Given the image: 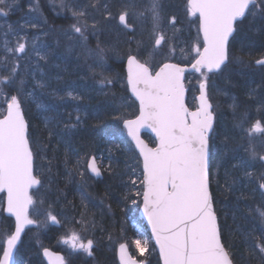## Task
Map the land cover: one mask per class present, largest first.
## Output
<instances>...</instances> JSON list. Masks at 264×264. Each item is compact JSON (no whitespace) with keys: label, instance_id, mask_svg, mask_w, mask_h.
<instances>
[{"label":"snow or ice","instance_id":"6c2138e0","mask_svg":"<svg viewBox=\"0 0 264 264\" xmlns=\"http://www.w3.org/2000/svg\"><path fill=\"white\" fill-rule=\"evenodd\" d=\"M60 3L61 9L70 11L75 19L69 30L62 33L70 42L68 51L79 49L82 56L93 60L89 67L101 69L99 83L102 89L111 85L113 80L104 74L106 57L108 53L119 57L120 52L112 45L101 46L99 37L105 25H110L113 21L117 22L118 30L135 37L137 28L132 21L134 13L128 10L130 5L122 3L121 10L114 15L108 0L91 3L73 0L72 4L60 0ZM15 4L16 0H0V15L8 16ZM89 8L99 14V19L91 16L89 20ZM187 11L198 17L203 37L202 42L195 46L191 62V69L200 73L201 77L197 89L199 102L193 110L185 103V68L176 63L165 62L170 56H174L175 45L166 39L161 0H152L148 10L151 29L147 40L142 38L125 42L128 45L133 42L136 44L135 50L129 47L126 63L127 85L139 101V115L134 120L124 121L127 134L135 141L143 161L140 178L142 187L135 194L142 196L143 213L151 225L152 236L159 246L163 264H237L238 261L243 264L248 259L245 251L264 264V173L255 178L259 181L258 189L252 190L259 191L262 204L254 210L250 209L259 218V227L246 230L243 242L245 251H240L239 255L223 241L211 190L214 179L217 187H220L219 166L215 175L212 172L216 123L212 93L220 91L215 84V77L222 76L231 63L229 44L238 29V22L242 23L257 15L264 16V0H188ZM176 22L175 17L168 21L173 29ZM29 27L36 29L40 25L29 22ZM16 35L19 36V33ZM90 38H96L95 48L89 45ZM20 39L23 40V37ZM5 51L7 55L0 61V97L5 98V106L0 108V193L6 196V201L0 198V221L5 222L0 234V264H17L15 257L19 254L26 229L31 230L29 226L33 225L38 229L49 227V221L52 225L68 228L63 242L70 246L71 251L83 252L91 257L95 241L82 233L87 234L90 227L94 228V222L89 225L84 213L80 214V220L72 217L61 222L58 215L51 212V205L43 212L40 209L46 203L38 195L44 188V181L35 174L38 167L36 160L40 153L35 152L31 146L29 124L25 120L23 109V97L33 95L26 90L24 79V75L29 74L30 66H22L20 61L31 54L46 61L49 52L43 45L38 47L35 41L31 43L30 51L27 41H18L15 47H9L5 42ZM157 55L163 59L154 66L153 61ZM254 62L264 68V58ZM32 75L35 78L34 73ZM35 86L43 89L47 84L43 80H37ZM5 88L14 94L9 96ZM254 93L255 90L249 95ZM37 107L43 106L37 104ZM76 119L79 123V116ZM49 123V118L45 117V127ZM56 123L59 124L58 121ZM75 126L64 125L66 129ZM97 127H103L102 122ZM145 127L155 133L157 142L153 147H149L140 138V130ZM237 127L248 137L249 143L245 151L249 158L258 159L264 166V153L258 152L253 143L257 139L264 140V124L257 120L249 128H244L242 122ZM52 134L49 131V137ZM98 159L102 161L103 156H85L83 165L78 159L77 174L83 177L84 172L80 171L83 166L92 175L100 177L102 169L97 166ZM248 167V160L245 159L233 165V168L243 171L244 176L251 179L253 174L248 171ZM48 171L51 172L50 167ZM67 175L71 178L72 173L68 172ZM229 175L228 172L225 173L224 191L232 190V185L228 182ZM130 183L135 185L136 180L130 179ZM31 189H35V192L30 193ZM130 193L131 189L125 200L130 199L132 204H136L137 201ZM41 215L44 216L43 221L39 220ZM135 248L143 256L148 250V241L135 240ZM44 254L49 255L47 250ZM59 264H64L62 258L59 259ZM120 264L145 262L134 259L128 254L127 245L121 244Z\"/></svg>","mask_w":264,"mask_h":264},{"label":"trees","instance_id":"16d2710c","mask_svg":"<svg viewBox=\"0 0 264 264\" xmlns=\"http://www.w3.org/2000/svg\"><path fill=\"white\" fill-rule=\"evenodd\" d=\"M52 38V34L49 39L42 38V45L45 47V42L48 40V43H51ZM63 44L66 50L59 55L54 71L53 67L50 69L43 67L42 61L38 59L37 67L35 66L36 76L38 80H43L47 84L45 88L36 93L43 104L42 113L34 114L33 112L31 117L30 111L28 112L23 104L24 116L29 124L31 146L35 152H41L44 156L42 162L40 157L37 158L38 167L35 169V174L44 181V188L38 194L40 199L46 201L40 206L42 211L50 205L43 193L46 196L45 187L51 179L49 188L53 191L54 202L50 209L51 212L57 214L61 222L68 218V215L80 220V214L84 213L89 225L94 222L95 227H90L89 232L82 233V235L93 239L95 246L91 257L83 252L66 251L60 244V240L66 237L65 232L69 231L66 229L57 234L53 243L46 242L45 247L63 253L66 264H79V260L80 264H117L115 248L119 243H126L131 255L137 260L144 261L145 264H159L150 237L137 215L141 196L135 193L142 187L140 184L141 163L121 126L124 119L132 118L137 114L135 105L129 100L130 104L134 105L133 112L119 113L121 98L129 99L124 84L122 87H117L113 83L112 86L102 89L99 83L101 69H93L85 64L79 49L69 52L67 40L64 39ZM46 49L49 52V61L53 56V44H49ZM229 54L231 63L222 76L215 77V83L223 86V91L233 98L231 101L234 104L241 102L243 107L244 103L248 112L251 111L249 110L251 106L257 109L255 112L257 115L247 116L245 120L247 126L257 120L264 124V107H262L264 105V68L253 66V62L264 55V16L249 17L242 23H238V29L229 44ZM107 55L109 57L110 53ZM110 60H112L110 57L106 59L104 74L110 78L117 73L121 77V82L124 83L123 60L119 63ZM112 67L116 69L111 71ZM195 79L196 77L190 78V97L196 91L193 83ZM227 82L228 85H226ZM60 87H70L76 97L67 99L68 97L60 95L54 98L53 89H60ZM253 90L255 93L250 96L249 93ZM214 97L212 93V102L216 112L212 172L215 175L217 166H219L220 187H217L214 179L211 190L214 194V207L219 217L223 241L226 245L228 243L232 246V250L239 255L240 251H245V247L238 249V244L241 245V238L245 239L246 230L259 227L257 222L250 220L251 216L255 215L254 211L250 212V209L254 210L259 205L257 201L262 204L259 191L252 190L258 189L259 181L255 178L264 173V166L259 162H252L247 152L243 155V148L246 149L248 144L243 141L244 133L241 128L237 127L238 123H245L243 118L239 120L237 117L241 109L233 115L227 114L225 106L223 108L221 103L222 111L218 108ZM251 98L255 99L254 104L256 105L251 104ZM188 104L192 105V102ZM60 108H64L65 112L61 113ZM237 110L236 108L235 112ZM222 114H225L227 119H221ZM77 116L80 118L79 123H77ZM45 117L50 120L48 127H45ZM101 122L103 127H97ZM65 124L76 126L66 129ZM83 127H87L90 132L83 141H80ZM49 131L53 133L51 137H49ZM73 137L82 144L75 143ZM144 138L149 145H154L152 139L147 136ZM96 139L103 141L97 145ZM68 140L69 143L66 145ZM262 149L264 150V147ZM92 155L103 156L102 161L99 159L97 161L102 169L103 177L100 180L90 178L83 166L80 168V171L84 172L83 177L76 172L77 160L80 159L83 165V158L85 156L89 158ZM66 159L67 165H65ZM241 159L248 160V171L253 174L251 179L245 177L243 171L233 168V165L238 164ZM109 164H111L110 171ZM41 166L46 170L47 176L42 174ZM49 167L51 172L48 171ZM236 171L240 172V176L236 178L239 183L233 189V173ZM68 172L72 173L71 178L67 175ZM226 172L230 174L228 182L232 185L233 190L231 191L223 189ZM130 179H135L136 184L132 185ZM130 189L131 196L137 201L136 204H132L130 199L125 200ZM224 204L227 205L226 211L221 209ZM53 228L64 230L67 227ZM41 231L42 229L37 227L28 229L22 238L19 254L23 250L27 254L24 255L25 264L29 256L32 257L35 252H38L32 248L27 249L26 235L39 234ZM256 235L258 236L259 232ZM137 239L148 241V250L143 256L135 248ZM18 255L15 259L17 264H20ZM245 255H248L246 251ZM39 258L41 264H45L40 253ZM237 264L240 262L238 261Z\"/></svg>","mask_w":264,"mask_h":264},{"label":"rangeland","instance_id":"374dc122","mask_svg":"<svg viewBox=\"0 0 264 264\" xmlns=\"http://www.w3.org/2000/svg\"><path fill=\"white\" fill-rule=\"evenodd\" d=\"M38 1L39 0H27V3L25 5H23V7H22L21 4H18V3H20V0H16L15 6L18 4V12L19 13L14 15L15 18L11 17L12 12H10L9 15L6 17L3 15H0V61H2L3 57L7 55V53L5 51V42H7L9 47H15L16 44L18 43V41L19 42L27 41L29 51L31 48V43L33 41L36 42L38 47L40 46V40L36 39L38 36L33 35L32 34V28L29 27V22H33L32 19L35 20L36 18L40 17L41 8H40V2H38ZM121 1L123 3H125V2L128 3L130 5V7L128 8L129 12L134 13V15L132 16V21L137 28L135 37H133L134 41L140 40L142 38L144 40H147L148 33L151 29V22H150V19L148 18V16H149L148 10L150 8L152 0H125V1L121 0ZM65 2L72 4L73 0H65ZM78 2H80V3H91V2H96V0H78ZM186 2H187V0H161V3L163 5L162 16L164 18V23H165V27H166V39H168L171 44L175 45L174 56H170L166 61H174V62L186 63V64L191 63L192 62V56L195 54V52H194L195 46L197 44L201 43L197 23H196L195 19L193 18V16L188 15V13L186 12L187 10L183 9V13L178 18H176L177 22L175 24L174 29L168 23L170 18L174 17V16L170 15V11H169L170 9H168V8H171L172 6H178V4L179 5L181 4V6L183 8H186ZM48 3L50 4V6L53 7L54 15L57 17H60V19L63 21L62 32L69 30L70 26L73 23H75V19L72 17L71 12L70 11H64L61 9L60 0H48ZM108 3L111 6L110 10L115 15L117 13V9H119V8H117L116 5H114V0H108ZM14 7H13V9H14ZM88 11L90 13L89 20L91 19V16H96L99 19L98 13H95L91 8H89ZM114 24L116 26L118 25L116 21H113L110 25H105L106 28L104 27V31L100 35V39H102V40H100L101 46H108L109 45L106 43V40L104 37V32L106 31V29L108 27H111ZM9 26H11V29L9 28ZM16 33H19V36L16 35ZM20 37H23V40H21ZM96 43H97L96 38H90L89 45L91 47L95 48ZM69 44H70V42H69ZM135 48H136V44L134 42V49L133 50H135ZM126 53H127L126 51L123 52L122 57H121V52H120L119 57L113 53H110L109 57L112 58V60H110V61L115 63L121 59L124 60L126 58ZM165 54L167 55V53H165ZM82 57H83L82 60H84L85 64H87V65L93 64L92 59L85 58L84 56H82ZM109 57L107 55L106 59H109ZM144 58L147 59V56H145ZM161 59H163V57L157 55L153 61L154 66L158 65ZM37 63H38V57H36L34 54H31L28 58L20 61V64L22 66L25 64H28L30 66L29 67V74L24 75V79L26 81V86L30 89L29 92L33 93L32 96L23 97V100L25 101L24 106H26V103H27V106H30L29 104H32V107L36 111H38L39 113H42L41 108L37 107V104L43 106L40 96H38L36 94L38 91L41 90V88L35 86L36 81L38 80V78L36 76L37 71L35 68V66L37 67ZM32 73H34L35 78H33ZM110 78L113 80V83L117 85V87L123 86V83L121 82V77H120V75H117V73L113 74V76H111ZM200 78L201 77L199 75L195 79V81L193 82L195 84L196 88H197L198 82L200 81ZM186 82H187L186 83L187 87L189 88L190 79L188 78V80H186ZM221 82L223 83V80H221ZM30 84H32V85H30ZM217 85L218 84H216V86ZM226 85H228V82L226 83ZM217 88L220 91H214L213 94L215 96L214 98L217 101V106H218V108L221 109V111H222V108L220 106V103L222 104L223 108L225 106V112L227 114L233 115V113H237L241 109V113H238L237 117L239 120H241L243 118L242 119L243 122H245L247 116L257 115V113H255L257 109L254 106H251L252 108L249 109L251 111L248 112V110H246V107L244 106V103H243V107H242L241 102H240L241 104L238 103L236 105V104H234V102L231 101L233 98L230 97L225 91H223V86H221L219 84L217 86ZM5 92H7L9 96L11 95V94H9L7 88H5ZM68 93H71L72 95L69 96ZM68 93L66 94V97H68L67 99H70L74 96L71 91ZM194 95L195 94H193V97H194ZM4 99L5 98L0 97V108H3L5 106ZM254 101H255V99L251 98V104L256 105V104H254ZM188 102H191V98L188 100ZM236 108L238 110L235 112ZM132 112H133V106L130 104L129 99L127 97H122L120 108H119V113L129 114ZM253 112H254V114H253ZM222 118L227 119V116L225 114H222L221 119ZM251 125L247 126L246 122L243 123L244 128H249V127H251ZM256 135H260V134H256ZM243 141H245V143H247V144L249 143L248 137L246 136L245 133H244ZM253 143L256 144L258 152L264 153V150L261 147V145L264 144V140L257 139L255 141H253ZM245 154H246V151H245V148H243V155H245ZM247 155H248V153H247ZM251 161L252 162H259L258 159L257 160H251ZM42 171L44 174L46 173L44 170H42ZM239 176H240V172L236 171L235 173H233V181H235V182H232L233 183V189L236 186V184L239 183L238 179H236ZM0 198H3V195H1ZM257 202L259 203V205H261L259 201H257ZM40 209L42 211V207H40ZM221 209L226 211L227 205L224 204L221 207ZM229 214L231 215V213H229ZM250 220L257 222L259 224V218L256 215H252ZM3 228H4L3 221H0V234H2ZM238 233H240V232L238 231ZM64 239H66V237H64L60 240V244L62 245V247L68 252H73V251H71L69 245L64 244V242H63ZM241 240H242L241 245L238 244V249L241 247H243V248L245 247L244 243H243L244 239L241 238ZM227 245H228V243H227ZM155 252H156V250H155ZM156 254H157V252H156ZM246 256H248V259H246L244 261L245 262L244 264H261L260 260L257 257L250 256L249 254Z\"/></svg>","mask_w":264,"mask_h":264},{"label":"bare ground","instance_id":"6f19581e","mask_svg":"<svg viewBox=\"0 0 264 264\" xmlns=\"http://www.w3.org/2000/svg\"><path fill=\"white\" fill-rule=\"evenodd\" d=\"M38 2H40L41 14H40L39 18H36L35 20L32 19V21L35 23H38L40 25V27L36 28V29H32V34L37 35L39 37L40 45H42V43H43L42 38L49 39L50 34L53 35V38L50 39V41L52 40L51 43L53 44V56L49 59V61H48L49 55H48L46 61H44V60H41V61H42L43 67H46L47 69H50L51 67H53V71H54L56 62L59 58V55L66 50L65 45L63 44L64 43V38H63L64 36L62 34L63 33L62 32L63 21L60 19V17H57L54 15L53 7L50 6V4L48 3V0H39ZM26 3H27V0H20V3H18V4H21L23 7V5H25ZM18 4L11 11L12 12L11 15L13 18H15L14 15L19 13L18 12ZM118 29L119 28L115 24L111 27H108L106 29V31L104 32V37H105L107 44L110 43L112 46H115L118 51L121 52V57H122L123 52H125V51L128 52L129 47L134 49V42L131 45H128L127 43H125L126 41H129V40L134 41V38H133V36L126 35L124 31L118 30ZM99 39H100V37H99ZM100 40H102V39H100ZM48 41L45 42L46 48H48L49 44H51V43H48ZM120 61H122V59L117 61V62L119 63ZM115 69H116L115 67H112L110 70L114 71ZM30 85H32V84H30ZM28 89L29 88L26 86V90L30 91V89L29 90ZM71 90L72 89L70 87H65V88L60 87V89H53V97L54 98L59 97L60 95L66 96V94L68 92H70ZM8 92L11 95L14 94L13 92H10L9 90H8ZM23 104H25V101L23 102ZM26 109H28V112L30 111V116L32 115L33 112H34V114L38 113V111H36L32 106H27V103H26ZM60 111H61V113H64L65 109L60 108ZM89 132L90 131L87 129V127L81 128L82 137L80 138V141H83V139H85V137L87 135H89ZM73 141L77 144H82L80 141L78 142L74 137H73ZM96 141H97V145H99L100 142H102L103 140L102 139H99V140L96 139ZM68 143H69V140L66 142V145ZM39 153H40V160L42 162V158L44 156L41 152H39ZM42 170H44V169L41 166L42 174L44 176H47L46 170H44L46 172L45 174L43 173ZM85 171H86L87 175L89 176V173L86 170V168H85ZM49 187H50L49 182H47L46 187H45L46 196L44 195V193H43V196L46 197L48 203L53 207V203H54L53 202V191H50ZM41 197H42V195H41ZM54 205L58 206L56 204H54ZM41 212H43V211H41ZM72 217H73L72 215L71 216L68 215V218H72ZM39 220L43 221L44 216L41 215L39 217ZM3 226H5L4 221H3ZM76 227L79 228L78 225ZM41 229H42V231L39 234L30 233V234L26 235L25 243H26L27 249L32 248V249L38 250V252H35L34 255H32V257L31 256L28 257L26 264H41L40 258H39V253H40V256L42 257V251L44 249H49V250L53 251V249L45 247L46 242L53 243V241H55L57 234L60 231L64 232L68 228H65L64 230H58V229L53 228V226L49 225V227H46V228L41 227ZM24 255H27L24 253V250L21 251L20 254L18 255V259H19L20 264H25V262H26V260L24 261ZM79 264H80V260H79Z\"/></svg>","mask_w":264,"mask_h":264},{"label":"water","instance_id":"95a60500","mask_svg":"<svg viewBox=\"0 0 264 264\" xmlns=\"http://www.w3.org/2000/svg\"><path fill=\"white\" fill-rule=\"evenodd\" d=\"M199 30H200V29H199ZM200 36H201V39H203V37H202V32H201V31H200ZM262 58H264V57H262ZM179 66H181V65H179ZM254 66H258V65H256V64L254 63ZM181 67H184V68H185L184 77H185V74H191V73H194V74H196V75H199V74H200V73L194 72V71L191 69V64L188 65V66H181ZM124 71H125V80H126V84H127V63H126V60H125V63H124ZM127 91H128L129 96H130V97L136 102V104H137V107H138V114H137V116H138V115H139V107H140V106H139V101L136 99V97L134 96V94H133L132 91H131V88H130L128 85H127ZM186 92H187V90H186ZM186 92H185V101H186ZM198 96H199V92H198L197 96L195 97L196 105H198V102H199V101H198ZM137 116H136L135 118H133L132 120L136 119ZM122 127H123V129H124V131H125V133H126L127 138H128L129 141L131 142L132 146L134 147V150L136 151V153L138 154V156H139V158H140V160H141L142 172H143V161H142V157H141L140 154H139V150H138V148L136 147V143H135V141L132 140V138H131L130 136H128V134H127V129L124 127V121H123V123H122ZM142 134H147V135H149L150 137H152V138L154 139V141H155V144H156V142H157V141H156V136H155V133L151 131V129L145 127V128H142V129L140 130V133H139L140 138L144 141V139H143L142 136H141ZM144 143L147 144L145 141H144ZM147 145H148V144H147ZM148 146H149V145H148ZM149 147H151V146H149ZM97 166H98V165H97ZM88 173H89V176H91V177L94 178V179H100V178L102 177V175H101L100 177H96V176L92 175L90 171H88ZM32 190H35V189H31L30 192H31ZM0 194H2V193H0ZM3 194H4V193H3ZM4 201H6V196H5V194H4ZM5 207H6V203H5ZM5 215H7L6 212H5ZM138 215H139V217H140L141 219H143V222H144V224H145V226H146V229H147V231H148V233H149V235H150V238H151V240H152V243H153V245H154V247H155V250H156V252H157V256H158V260H159V264H163L162 258L160 257V253H159V246L156 245L155 238L152 236L151 225L148 224L147 217H146V216L144 215V213H143L142 197H141V205H140V208H139V211H138ZM12 219L14 220V218H12ZM31 227H35V225H33V226H29V228H31ZM121 244H125V243H121ZM121 244H120V245H121ZM120 245L117 247V249H116V253H115V255H116V260H117V263H118V264H120ZM45 250H47V252L49 253V255H45V254H44ZM127 252H128L129 255H131L130 252H129V250H128V247H127ZM60 258L63 259V255H62L61 253H59V252H54V251L49 250V249H44V250L42 251V259L44 260L45 264H59V259H60ZM134 259H135V258H134ZM63 262H64V259H63ZM64 264H65V262H64Z\"/></svg>","mask_w":264,"mask_h":264},{"label":"flooded vegetation","instance_id":"af4514ba","mask_svg":"<svg viewBox=\"0 0 264 264\" xmlns=\"http://www.w3.org/2000/svg\"><path fill=\"white\" fill-rule=\"evenodd\" d=\"M125 1V0H124ZM123 2L121 1V0H114V5H116V7L117 8H119V9H117V12L119 11V10H121V4H122ZM168 9H170L169 11H170V15L171 16H174L175 18H178L182 13H183V9H185V10H187V8H183L182 6H181V4L179 5L178 4V6H172L171 8H168ZM129 10V9H128ZM187 13H188V15L189 16H192V15H190V13L188 12V11H186ZM196 21V20H195ZM118 26V25H117ZM118 28H119V26H118ZM123 31V30H122ZM125 32V31H124ZM126 34V33H125Z\"/></svg>","mask_w":264,"mask_h":264}]
</instances>
